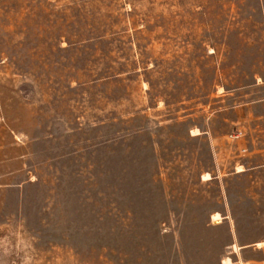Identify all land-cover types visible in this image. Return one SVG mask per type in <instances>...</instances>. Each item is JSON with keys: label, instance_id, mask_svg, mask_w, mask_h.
I'll use <instances>...</instances> for the list:
<instances>
[{"label": "rangeland", "instance_id": "rangeland-1", "mask_svg": "<svg viewBox=\"0 0 264 264\" xmlns=\"http://www.w3.org/2000/svg\"><path fill=\"white\" fill-rule=\"evenodd\" d=\"M261 243L264 0H0V264Z\"/></svg>", "mask_w": 264, "mask_h": 264}, {"label": "bare ground", "instance_id": "bare-ground-1", "mask_svg": "<svg viewBox=\"0 0 264 264\" xmlns=\"http://www.w3.org/2000/svg\"><path fill=\"white\" fill-rule=\"evenodd\" d=\"M241 171V170H240ZM209 179L210 177L206 174V176H205V179ZM221 219V216L217 213V214H215V215H213L212 216V221L213 222H218L219 220ZM261 245H264V244H258V246H261ZM225 264H231V262H230V260L229 259H227L226 261H225Z\"/></svg>", "mask_w": 264, "mask_h": 264}]
</instances>
